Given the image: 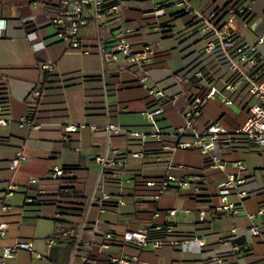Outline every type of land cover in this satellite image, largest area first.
I'll use <instances>...</instances> for the list:
<instances>
[{"label":"crops","instance_id":"obj_1","mask_svg":"<svg viewBox=\"0 0 264 264\" xmlns=\"http://www.w3.org/2000/svg\"><path fill=\"white\" fill-rule=\"evenodd\" d=\"M48 1L0 0V79L7 87V119L11 121L0 126V221L8 224L0 248L17 240L29 241L44 257L38 259L21 250L6 264H82V256L89 258L91 252L105 255L103 264L110 258L134 257L139 264H218V260L222 264H264V147L238 141L223 155L224 171L211 167L208 156L198 150L166 149L183 125L186 96L196 91L186 92L183 87L186 61L180 42L199 30V16L209 0H191L187 10L173 0H110L117 5L116 14H104L98 30L89 22L79 31L80 46L87 53L58 40L48 20L55 7ZM241 5L249 16L247 25L235 24L239 42L254 46L264 70V42H257L264 36V0H242ZM85 15L90 17L91 12L86 10ZM156 26L159 31L154 30ZM126 28L131 29L126 36L134 50L154 47L152 62L141 68L130 67L124 60L101 65L97 40L112 46L113 37ZM147 34L159 39L147 41ZM202 46L200 39L191 48L198 56L213 55L203 52ZM170 50L180 55L177 67L170 65ZM44 62L53 67L47 76L41 70ZM218 68L211 79L230 77L227 67ZM210 70L204 62L202 72ZM193 80L200 85L194 76ZM36 84L41 95L34 101L29 93ZM155 87L175 96V101L164 107L153 125L144 112L150 102L147 91ZM229 96L231 105L218 98L204 104L196 127L218 122L229 131L239 128L249 116L252 97L244 83ZM29 117L35 126H18L17 122ZM107 123L123 131L109 136L103 130ZM67 125L80 127L65 133ZM134 131L144 133V138L131 135ZM18 152L26 161L13 169L10 162ZM99 157L119 159L122 166L103 167ZM234 162H241L243 169ZM54 166L67 172L66 185L50 178ZM165 174L177 180L200 175L201 192L195 197L189 186L176 183L155 199V188L146 187L145 180ZM228 175L241 179L239 188L247 196H229L235 212L214 217V207L221 204L217 193ZM9 186L11 195L7 194ZM102 194L108 195L104 203ZM5 205L11 209H3ZM165 224L172 227L171 232ZM251 227L259 233L253 235ZM139 230L164 243L138 248L123 242L125 231ZM107 234L110 242L102 247ZM51 237L56 244L49 246L46 239ZM187 239H201L204 245L185 252L179 242ZM235 241L240 252L232 249Z\"/></svg>","mask_w":264,"mask_h":264},{"label":"built area","instance_id":"obj_2","mask_svg":"<svg viewBox=\"0 0 264 264\" xmlns=\"http://www.w3.org/2000/svg\"><path fill=\"white\" fill-rule=\"evenodd\" d=\"M110 0H49L48 4L55 7V10L49 13V23L55 28V35L59 41L67 47L78 49L81 53H87V48L80 46L79 31L87 26L89 22L98 30L104 14H113L117 12V5L108 3ZM175 4L181 6L183 10H187L191 5V0H173ZM89 10L91 16H86L85 11ZM248 10L243 5L232 6L225 5L218 12L212 13L207 18L199 16L201 26L198 30L202 41V51L205 53H214L219 51L228 62L227 69L230 72L228 79H204L203 72L198 70L193 76L200 80L199 87L192 94L186 96V106L182 110L183 125L176 129L174 133V143L166 146V149L180 150H198L202 154L208 156L211 161L210 166L221 171L225 170L226 162L223 155L225 151L231 149L238 141L245 142L264 147V70L259 65L255 48L253 45L246 42H239V33L235 28L236 22L247 25ZM154 30L159 31V27H154ZM131 33L130 28H126L123 32L116 34L113 37V45L108 46L97 40L96 50L100 58L101 65L108 63H118L121 60L126 61L130 67H143L152 62L156 51L153 46L146 45L140 51L134 50L129 38L126 36ZM258 43L264 42V36L257 40ZM248 67V68H246ZM53 69L50 62L41 64V70L51 72ZM143 80H141L142 82ZM246 84L248 94L252 97V102L249 104V116L246 121L236 130L229 131L218 122H212L206 125L203 129L196 127L197 119L201 113L204 104L210 100L218 98L223 104L231 105L233 101L230 94L238 90L240 84ZM150 98L149 107L144 112L145 119L155 125L156 118L162 114L164 107L170 102L175 101V96L170 97L164 89L155 87L147 91ZM32 100L40 97V86L36 84L29 93ZM11 121L7 119V109L0 105V126H6ZM19 127L35 126L33 120H25L17 122ZM80 126L67 125L64 127L65 133L75 132ZM95 129V126H90ZM103 130L110 136L122 132L123 129L113 123H107L103 126ZM133 136L144 138L142 132H131ZM134 157H141L140 153H134ZM26 161V156L22 152H18L15 159L11 160L10 167L16 168L20 163ZM97 161L103 167L122 166V161L116 158L99 157ZM237 168L243 169L241 162L233 163ZM50 178L66 185L69 182L67 172L58 166H54L50 170ZM202 177L197 174L185 176L181 180L175 179L170 174H165L155 179L145 180L146 187L155 188L154 198L157 199L162 193L171 189L173 184L179 186H189L193 195H197L202 189ZM35 180H30L33 183ZM241 179L228 175L226 181L221 184L217 197L220 200V205L213 209V216L217 217L221 213L235 212L234 205L229 202L228 197L236 195L239 198L247 196V193L239 188ZM69 191V190H67ZM13 193L12 187L7 188V194ZM41 193V192H39ZM1 197V196H0ZM107 194H102L100 197L101 203L106 202ZM3 209L10 210V206H3ZM100 212H103V206H100ZM175 213V211H171ZM199 219H204V212H199ZM8 224L0 221V238L6 235ZM167 232H171L172 227L165 224ZM250 232L257 235L259 230L251 227ZM111 239V235L107 234L102 238V247H107ZM124 243L131 244L138 248L152 246L153 248L161 246L164 242L161 240L149 239L145 230L125 231L122 235ZM49 246L56 244V239L51 237L46 239ZM173 243V242H170ZM204 245L201 239H187L179 242L181 250L194 251L199 250ZM232 249L237 252L238 245L232 243ZM27 251L32 256L38 259L44 257L33 250V245L29 241L17 240L11 246L0 248V264H6L15 256L18 251ZM82 264H90V259L87 255L82 256ZM108 264H139L136 257L126 260L123 258H110ZM218 264H222L218 260Z\"/></svg>","mask_w":264,"mask_h":264},{"label":"trees","instance_id":"obj_3","mask_svg":"<svg viewBox=\"0 0 264 264\" xmlns=\"http://www.w3.org/2000/svg\"><path fill=\"white\" fill-rule=\"evenodd\" d=\"M241 2L242 0H209L208 4L204 8V10L201 12V17L207 18L212 13L218 12L219 10H221L227 4H231L232 6H238L241 4ZM200 39L201 38H199L198 28H197L194 30L192 34L189 35V37H187L186 39L180 42L182 46L181 52L183 54V58L186 61V65L182 73L183 74V79H182L183 87L186 92L191 91V88L199 87L197 83L198 81L193 80V74L198 70L202 71L204 62L210 66L211 70L213 71L215 75H217L219 72L218 70L220 68L218 67L225 68L228 66L227 60L224 58V56L219 51H215L214 53H212L213 55H210V54H203L201 56L196 55L191 47H192L193 42L198 41ZM44 73H45V76H47L50 72H44ZM203 75L205 76L206 74L203 73ZM40 95H41V88H40ZM34 101H33V104H35ZM0 105L7 109L8 91H7V87L3 79H0ZM29 119L33 120V118L31 117H29L28 120ZM33 122L35 123L34 120ZM233 243H236L238 245L239 249L237 252H240L239 243L236 241ZM89 259L90 260L95 259L94 260L95 264H103L107 260V257L101 253L94 254L93 252H91V254L89 255Z\"/></svg>","mask_w":264,"mask_h":264},{"label":"rangeland","instance_id":"obj_4","mask_svg":"<svg viewBox=\"0 0 264 264\" xmlns=\"http://www.w3.org/2000/svg\"><path fill=\"white\" fill-rule=\"evenodd\" d=\"M119 12V9H118ZM145 38L147 39V41H154V40H158V36L156 35H152V34H147L145 35ZM170 55H171V67H177L178 65H180L181 59H180V55L177 51L174 50H170ZM205 78L206 80L211 79L212 77L216 76L212 70L210 71H206L205 72Z\"/></svg>","mask_w":264,"mask_h":264}]
</instances>
